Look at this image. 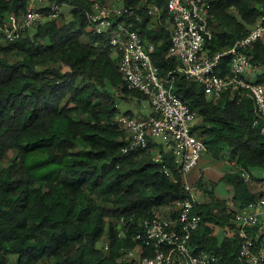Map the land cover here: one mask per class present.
<instances>
[{
	"label": "trees",
	"instance_id": "trees-1",
	"mask_svg": "<svg viewBox=\"0 0 264 264\" xmlns=\"http://www.w3.org/2000/svg\"><path fill=\"white\" fill-rule=\"evenodd\" d=\"M59 1L73 7L67 21L46 20L15 42L0 40V264H136L117 259L123 247H135L139 221L189 193L171 154L168 166L177 182L152 162V144L123 152L129 140L114 122L122 114L118 102L148 99L124 82L109 36L89 30L86 12L108 0ZM167 1L125 0L139 7L129 21L155 46L153 62L162 77L177 67L167 57L170 31L143 4L159 6L166 24ZM210 2L217 21L211 53L246 35L264 6V0ZM27 7L28 0H0V15ZM253 54L254 62L264 63V40L254 44ZM230 63L229 57L222 61L220 75L230 71ZM173 90L198 113L191 130L206 154L246 169L264 168V132L254 125L251 99L236 92L208 99L200 84L180 74ZM231 170L198 179L202 224L192 244L198 252L217 254L222 264H242L236 239L222 237V231L231 226L229 210L257 194ZM122 218H133L127 231L120 227ZM105 241L108 252L99 246Z\"/></svg>",
	"mask_w": 264,
	"mask_h": 264
},
{
	"label": "built area",
	"instance_id": "built-area-1",
	"mask_svg": "<svg viewBox=\"0 0 264 264\" xmlns=\"http://www.w3.org/2000/svg\"><path fill=\"white\" fill-rule=\"evenodd\" d=\"M167 2L168 23L172 29L161 21L159 6L143 4L148 15L170 31L167 57L174 59L177 67L167 77L160 75L153 62L155 46L143 41L129 21L138 15L139 7L129 6L125 0H108L106 4H93L86 15L90 32L109 36L111 46L119 54V71L124 82L130 89L145 95L152 107L148 116L127 113L115 118L116 126L126 132L129 140L123 152L126 154L134 148H147L152 144V162L158 164L171 181L177 182L168 166L167 154L174 157L184 178L198 166L207 147L191 130L198 113L173 90L176 74L200 84L208 99L218 100L228 92L251 99L254 125H261L264 132V83L259 82V77L264 76V63L253 59L254 44L264 40V6L258 24L246 35L236 40L232 47L211 53L208 45L215 37L217 21L210 0ZM62 6L66 5L59 0H28L25 11L0 15V40L15 42L46 20L60 19ZM227 57L231 60L230 71L220 75L222 61ZM251 76L256 79L251 80ZM229 163L231 172L240 174L251 184V191L257 197L242 208L229 210L231 226L222 231V237L236 239L242 264H264V168L246 169L235 161ZM183 183L189 196L175 201L168 210H154L150 216L141 219L133 236L135 247H123L118 263L222 264L217 254L198 252L192 244V238L202 224L197 209L203 201L192 185ZM133 222V218L129 221L122 218L119 223L127 231ZM102 247L108 252L109 241Z\"/></svg>",
	"mask_w": 264,
	"mask_h": 264
},
{
	"label": "crops",
	"instance_id": "crops-1",
	"mask_svg": "<svg viewBox=\"0 0 264 264\" xmlns=\"http://www.w3.org/2000/svg\"><path fill=\"white\" fill-rule=\"evenodd\" d=\"M256 77V76H255ZM264 76L259 77V80ZM133 113V112H132ZM151 115V114H150ZM148 116V115H143ZM199 123V119L194 124ZM231 166L229 162H219L211 158L208 154H204L197 167L192 169L184 178L183 182H186L196 187L198 179L204 174L207 177H217L218 174L230 171Z\"/></svg>",
	"mask_w": 264,
	"mask_h": 264
},
{
	"label": "rangeland",
	"instance_id": "rangeland-1",
	"mask_svg": "<svg viewBox=\"0 0 264 264\" xmlns=\"http://www.w3.org/2000/svg\"><path fill=\"white\" fill-rule=\"evenodd\" d=\"M62 15L60 17V23L64 22V21H67L69 18H70V15H69V12H70V8H68L67 6H62ZM166 24L167 26L172 29L171 27V24L168 23V21H166ZM2 43L6 44V42L2 41ZM256 77L255 76H251V80H255ZM118 108L120 110V113L122 114H125L127 112H133V113H136V114H141V115H150L152 113V107L149 103V101H146V100H133V101H130V102H127V101H122V100H119L118 102ZM14 156V153H10L9 156H8V160L11 159V157ZM222 188L223 186L221 185L220 186V191L222 192ZM201 198V197H199ZM202 201L203 198H201ZM231 235V234H229ZM103 245L102 244H99V246L101 247Z\"/></svg>",
	"mask_w": 264,
	"mask_h": 264
}]
</instances>
